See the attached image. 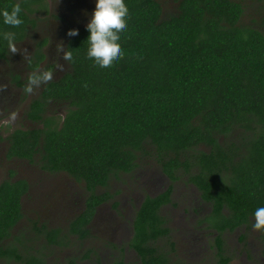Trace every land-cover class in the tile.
I'll return each mask as SVG.
<instances>
[{
	"label": "trees",
	"instance_id": "trees-1",
	"mask_svg": "<svg viewBox=\"0 0 264 264\" xmlns=\"http://www.w3.org/2000/svg\"><path fill=\"white\" fill-rule=\"evenodd\" d=\"M243 2L179 0L176 13L167 14L160 0H124L122 54L109 68L86 56L85 26L70 37L69 70L49 80L29 105L28 118L42 125L10 135V157L33 162L40 154L44 170L64 172L89 192L66 230L41 224L48 244L66 246L70 235L88 237L97 208L114 197L107 189L111 179L153 155L171 183L146 195L136 211L129 245L139 264H183L171 259L175 242L162 211L184 173L210 204L205 221L217 231L221 263L230 264L224 233L249 226L253 211L264 206V15L258 25L244 23ZM16 6L19 25L4 24L0 16V34L15 33L14 44L36 27V13L48 11L46 0H0V13ZM47 42L39 40L29 59L34 72ZM8 54L0 36V59ZM54 103L65 107L63 117L47 113ZM237 128L246 133L243 140L227 141ZM29 190L25 178L0 183V261L47 262L45 245L33 248L15 230ZM113 264L125 261L120 256Z\"/></svg>",
	"mask_w": 264,
	"mask_h": 264
},
{
	"label": "rangeland",
	"instance_id": "rangeland-1",
	"mask_svg": "<svg viewBox=\"0 0 264 264\" xmlns=\"http://www.w3.org/2000/svg\"><path fill=\"white\" fill-rule=\"evenodd\" d=\"M160 1L164 13H176L179 0ZM46 2L48 11L36 13L37 25L26 39L15 44L17 51L10 52L7 59H0V183L9 178H25L30 184L29 193L23 197L24 217L15 230L22 231L26 243L33 248L45 245L42 252L46 255V264H70L74 256L78 259L75 264H113L121 255L126 264H139L137 253L129 245L136 211L146 195H155L171 183L153 155L140 158L139 166L132 172L121 173L111 179L107 189L114 197L99 207L90 226L89 238L78 240L73 237L71 243L64 247L48 244L39 227L45 223L48 227L66 230L69 221L84 207L89 194L84 184L64 172L44 170L40 154L33 162L5 157L13 130L42 125L29 119L27 112L31 100L38 97L49 80L30 93L24 90L26 77L31 73L27 64L37 42L48 38L46 58L35 73L49 71L50 80L58 79L70 67L69 62L62 58L71 37L67 35L68 30L74 28L78 31L85 26L94 8V0ZM243 3L242 21L258 25L255 21L264 15V0H244ZM15 74L23 86L14 82L12 77ZM53 111L63 117L65 107L54 103L49 105L47 113ZM245 135L242 129L237 128L226 140L238 143ZM149 149L153 151L152 147ZM103 190L105 188H97V192ZM115 201L117 208L113 207ZM210 210V204L202 199L199 189L188 180L187 174H181L174 183L171 202L162 211L169 221L170 237L175 242V250L171 252L173 262L222 264L215 243L217 231L205 221ZM251 225L252 222L249 226L224 233L225 254L230 257V264H264V230H254ZM162 244L169 248L167 241L163 240ZM0 264L17 262L1 260Z\"/></svg>",
	"mask_w": 264,
	"mask_h": 264
},
{
	"label": "clouds",
	"instance_id": "clouds-1",
	"mask_svg": "<svg viewBox=\"0 0 264 264\" xmlns=\"http://www.w3.org/2000/svg\"><path fill=\"white\" fill-rule=\"evenodd\" d=\"M19 6L14 7L11 11L0 13L3 23L17 26L21 23L19 16ZM128 9L124 0H94V8L87 20L85 28L87 30L86 56L91 58L95 64L101 68H109L121 56L119 46L120 34L126 30V19ZM76 29H69L67 35L75 36ZM9 44V51L16 52L14 44L15 33L4 32L0 34ZM62 58L70 61L72 56L68 50L63 51ZM62 67V66H58ZM51 79V72L38 71L31 73L26 77V92H32L35 87ZM252 228L254 230H264V206L257 207L252 213Z\"/></svg>",
	"mask_w": 264,
	"mask_h": 264
},
{
	"label": "flooded vegetation",
	"instance_id": "flooded-vegetation-1",
	"mask_svg": "<svg viewBox=\"0 0 264 264\" xmlns=\"http://www.w3.org/2000/svg\"><path fill=\"white\" fill-rule=\"evenodd\" d=\"M80 29H81V28H80ZM27 37H28V36H27ZM27 37H26V38H27ZM26 38H25V39H26ZM47 43H48V42H47ZM46 45H47V44H46ZM46 45L44 46V52H45ZM66 45H67V43H66ZM66 45H65V50H66ZM35 49H36V48H35ZM35 49H34V51H35ZM34 51H33V53H34ZM33 53H32V55H33ZM45 54H46V52H45ZM9 55H10V54H8V57H9ZM32 55H31V56H32ZM8 57H7V58H8ZM7 58H5V59H7ZM30 58H31V57H30ZM30 58H29V59H30ZM45 58H46V56H45ZM44 60H45V59H44ZM44 60H43V61H44ZM43 61L40 62L38 68L40 67V65L42 64ZM27 66H28L29 71H31V73H35V72L29 67V61H28ZM38 68H37V69H38ZM37 69H36V70H37ZM50 69H51V68H50ZM36 70H35V71H36ZM37 72H38V71H37ZM31 73H30V74H31ZM62 75H63V74H62ZM62 75H61V76H62ZM61 76H60V77H61ZM60 77H59V78H60ZM12 78H13L14 82L16 83V85H18V86H23V85H24V83L20 80V77H19V79L17 78V74H15L14 77H12ZM41 92H42V91H41ZM40 94H41V93H40ZM40 94H39V95H40ZM39 95H38V96H39ZM31 101H32V100H31ZM30 103H31V102H30ZM29 105H30V104H29ZM28 110H29V109H28ZM13 131H14V130H13ZM13 131H12V132H13ZM12 132H11V133H12ZM10 135H11V134H10ZM9 140H10V136H9ZM10 144H11V142H9V146L7 147V150H6V152H5V157H6V159L19 158V157H16V156H11V157L9 156ZM20 159H23V158H20ZM27 160H28V159H27ZM40 160H41V159H40ZM28 161H29V160H28ZM85 201H86V200H85ZM104 204H105V203H104ZM102 205H103V204H102ZM100 206H101V205H100ZM100 206H99V207H100ZM99 207L97 208V211H98ZM114 208H115V207H114ZM116 208H117V207H116ZM97 211H96V213H97ZM95 215H96V214H95ZM94 217H95V216H94ZM93 219H94V218H93ZM92 221H93V220H92ZM91 224H92V222L90 223L89 227L91 226ZM90 233H91V227H90ZM89 236H90V235H89ZM89 236L86 237V238H83V239H82L81 237H79V236H77V235H70V237H69V240H70V241H69V244L71 243V241H72L71 239H72L73 237H74V238H77L78 240H86V239L89 238ZM66 246H67V245H66ZM59 247H64V246H59ZM224 248H225V247H224ZM133 250H134V249H133ZM121 256H122V255H121ZM122 257H123V256H122ZM116 259H117V258H116ZM123 259H124V257H123ZM74 260H75V262L78 261V259H76V256H74ZM114 261H115V260H114ZM124 261H125V259H124ZM75 262H74V261H73V262H70V264H75ZM125 264H126V262H125Z\"/></svg>",
	"mask_w": 264,
	"mask_h": 264
}]
</instances>
